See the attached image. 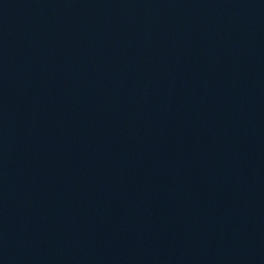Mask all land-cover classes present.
Instances as JSON below:
<instances>
[{
    "label": "water",
    "instance_id": "obj_1",
    "mask_svg": "<svg viewBox=\"0 0 264 264\" xmlns=\"http://www.w3.org/2000/svg\"><path fill=\"white\" fill-rule=\"evenodd\" d=\"M0 264H264V0H0Z\"/></svg>",
    "mask_w": 264,
    "mask_h": 264
}]
</instances>
